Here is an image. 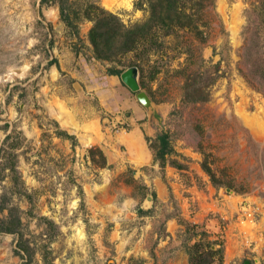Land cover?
Wrapping results in <instances>:
<instances>
[{"label": "rangeland", "instance_id": "374dc122", "mask_svg": "<svg viewBox=\"0 0 264 264\" xmlns=\"http://www.w3.org/2000/svg\"><path fill=\"white\" fill-rule=\"evenodd\" d=\"M55 2L0 0V203L21 220L0 264H191L208 247L211 264H264V81L249 74L264 70V0L188 3L169 28L146 26L150 0H69L71 28ZM95 6L144 25L133 50L94 57ZM129 66L149 109L109 81ZM132 132L144 163L127 159Z\"/></svg>", "mask_w": 264, "mask_h": 264}, {"label": "trees", "instance_id": "16d2710c", "mask_svg": "<svg viewBox=\"0 0 264 264\" xmlns=\"http://www.w3.org/2000/svg\"><path fill=\"white\" fill-rule=\"evenodd\" d=\"M48 1V0H41V2ZM58 12H59V19L63 23H65L68 27H73L74 23L72 19H70V10H69V0H55ZM150 16L148 18V22L146 23V26L150 25L152 26L153 23L155 24H162L166 26V28H169L170 26H173L174 18L184 17V13L178 14L183 5H186L188 3L197 4L201 0H150ZM86 17L88 20L92 22V28L89 31L88 39L93 49L94 57L98 60H107L112 56L117 55V53L121 52H128L135 48L136 43L139 40V37L143 36L141 35V31H137L139 28H143L144 25H135L131 28H125L122 21L112 13L106 11L103 8L100 7H89L86 11ZM185 17H187L185 15ZM190 19L189 17L187 18ZM160 21V22H159ZM184 26V25H182ZM131 67V66H129ZM256 71L252 70L249 71V74L258 75L263 81H264V70L259 71L258 69H255ZM115 73H111L112 75H120L121 71H114ZM201 74L194 75L193 82L197 83L198 79H200ZM192 83H188L186 86V96L185 99H189V96H191V93H189V89H191ZM206 100V97H200L193 99V103L196 102H204ZM163 142L162 139L159 138ZM166 143H160L159 148L160 152L159 155L156 156L160 159L161 165L164 163V157L169 152L165 149ZM170 164L172 167L180 168L179 163L177 161H170ZM201 169L203 172L210 178L211 183L214 186H217L215 178L213 174L210 172L209 167L204 163L201 165ZM9 170L16 173L14 166L12 165L9 167ZM6 212V216L4 218L0 217V233H8V234H15L18 233V229L21 226V220L19 215L16 213V210L12 207L8 208L6 205H2L0 203V214L3 212ZM21 242L18 243V247L20 250L25 253L27 249H24L21 246ZM190 263L191 264H211L214 261V256L216 255V251H212L210 247H208V250L206 252H200V253H190ZM27 256H29L27 254Z\"/></svg>", "mask_w": 264, "mask_h": 264}, {"label": "crops", "instance_id": "0c3cea01", "mask_svg": "<svg viewBox=\"0 0 264 264\" xmlns=\"http://www.w3.org/2000/svg\"><path fill=\"white\" fill-rule=\"evenodd\" d=\"M118 79L115 76H110L109 81L110 82H114L113 84H115V82H117ZM120 81V80H119ZM122 104H126V108H131L134 107L135 103H133L132 101H124ZM124 105H122L123 107H125ZM91 121L89 122V124L87 122H84L83 126L84 129L79 130L76 133H87L89 137H87V139H85L84 141H89V139L95 140L94 136L97 133V118L94 117L92 119H90ZM79 128V127H78ZM87 131V132H85ZM128 149L126 151L127 153V159L131 162V163H144L147 158H148V154L146 152V150H144L140 144H139V138L137 137L135 132H132V134L128 135V137L124 138Z\"/></svg>", "mask_w": 264, "mask_h": 264}, {"label": "water", "instance_id": "95a60500", "mask_svg": "<svg viewBox=\"0 0 264 264\" xmlns=\"http://www.w3.org/2000/svg\"><path fill=\"white\" fill-rule=\"evenodd\" d=\"M121 83L131 92L135 94L136 101L145 109H149L152 105L151 100L145 92L141 91L138 81V69L134 66L128 67L119 75ZM128 116V113L125 114ZM149 201V197L147 198ZM244 264H247L245 262Z\"/></svg>", "mask_w": 264, "mask_h": 264}]
</instances>
